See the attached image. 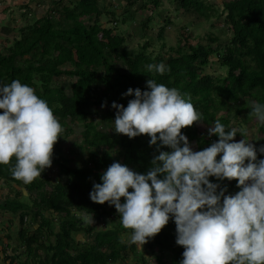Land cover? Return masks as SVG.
Instances as JSON below:
<instances>
[{
    "label": "trees",
    "instance_id": "trees-1",
    "mask_svg": "<svg viewBox=\"0 0 264 264\" xmlns=\"http://www.w3.org/2000/svg\"><path fill=\"white\" fill-rule=\"evenodd\" d=\"M101 1L106 0H78L65 6L62 1L55 3L49 14L22 27L18 38L0 53V83L10 84L19 79L33 87L48 102L63 129L53 148L51 167H57L59 172L55 183L47 174L48 168L41 177L25 185L11 175L14 159L8 165H0V180L20 188L14 191V199L0 204V209L18 216L20 224L18 254L7 258L5 264L15 260L20 264H148L144 255L153 259L152 264H179L184 248L176 243L174 220L170 219L160 233L149 238L138 253L136 244H129L122 237L131 230L122 227L115 207L90 199L94 183L102 182V173L112 163L120 161L136 172L146 173L153 157L159 154L157 146L150 145L149 136L129 138L113 130V102L126 107L134 97L123 94L129 88L147 90L151 78L176 87L203 114L201 122L181 130L194 151L219 140L218 136L208 135L214 121L228 126L231 120L242 124L254 116L250 114L253 106L248 100L264 103V0H225L222 14L231 32L226 43L222 46L218 38L210 35L208 40L217 44L215 48L201 44L194 47L188 44V38L180 39L176 48H168L165 60L160 54L154 59L147 57L148 43L135 53L128 49L127 35L116 34V28L108 29L101 23L103 13L107 12L105 6L100 7ZM135 1L126 0V15ZM140 1L142 10L157 9L162 4L161 0ZM167 1L176 5V10L201 18H211L216 12L202 0ZM126 15L121 24L134 20ZM108 16L109 23L119 24L113 14ZM86 18L93 21L85 25ZM150 22H142L141 29L147 31ZM182 42L185 44L180 45ZM160 63L165 65L163 74L147 69L149 64ZM212 63L225 70L226 75L213 77L205 73ZM62 76L75 79L69 94L63 87L52 86ZM105 103L107 106L102 107ZM67 121L84 126L77 146L82 152L76 166L60 147L63 136L70 134ZM103 122L112 124L110 131L102 128ZM199 123L204 125L202 132L197 128ZM259 128L264 134V124ZM241 134L245 137L242 131H237L236 137H243ZM253 144L257 148L264 145V137ZM161 150L171 151L167 147ZM84 153L88 156L84 157ZM257 158L264 159V155L258 152ZM210 180L226 187V195L240 191L236 180ZM25 190L30 205L21 199ZM34 192L37 196L31 197ZM82 215L94 224L109 220L111 228L96 231L93 223H84ZM81 233L83 241L77 239Z\"/></svg>",
    "mask_w": 264,
    "mask_h": 264
},
{
    "label": "clouds",
    "instance_id": "clouds-1",
    "mask_svg": "<svg viewBox=\"0 0 264 264\" xmlns=\"http://www.w3.org/2000/svg\"><path fill=\"white\" fill-rule=\"evenodd\" d=\"M147 69L163 74L165 65ZM123 95L134 98L126 107L113 102V130L129 138L149 136L159 154L146 173L112 163L102 182L94 183L90 199L115 207L122 227L131 230L129 244L143 246L174 220L176 243L184 248L179 264H264V159L257 158L264 145L257 148L243 134L235 141L236 130L216 120L208 135L219 140L194 151L181 130L201 122L203 114L179 89L151 78L147 90L129 88ZM250 114L264 124V103H255ZM62 130L33 87L19 79L0 83V165L14 159V179L28 185L51 167ZM210 177L236 180L240 191L226 195L227 188ZM10 248L17 250V242L4 247L5 258H14Z\"/></svg>",
    "mask_w": 264,
    "mask_h": 264
},
{
    "label": "rangeland",
    "instance_id": "rangeland-1",
    "mask_svg": "<svg viewBox=\"0 0 264 264\" xmlns=\"http://www.w3.org/2000/svg\"><path fill=\"white\" fill-rule=\"evenodd\" d=\"M74 1V2H72ZM63 0V5H71L75 3L78 0ZM162 4L159 8H152V10H142L140 9V6L142 2L140 0H136L134 5H131L129 7V12L126 15L125 10L128 9V2L126 0H106L100 2V7L105 6L106 13H103V16L101 17V23L105 25L106 28H116L117 31L116 34H123L126 36V46L128 49L133 50V52L140 51V48L144 46L146 43H148V48L146 50L147 57H150L151 59H154L158 54L163 55V59H166V51L168 48H176L179 44L180 39L188 38V44L191 46H196L198 44L201 45H209L212 48L216 47V43L211 44L208 40L209 36H214L219 39V43L223 46L228 38L231 36V32L229 31V26L226 25L224 22L225 14H222L223 11V3L225 0H202L205 4L210 5L213 9H215L214 16L212 15L211 18H201L197 16L196 14L192 12H187L183 10H176V5L171 4L167 0H161ZM108 13L113 14L116 17V20L119 24L115 25L114 23H109V19L111 16H108ZM132 17L134 20L127 21L123 24H121V20L124 18V16ZM54 16V15H53ZM56 19H58V16H54ZM146 19H150L151 22L149 23L147 31H143L141 29L142 22H145ZM93 21L92 19H84L83 23L85 25H89ZM6 24V21L2 25L4 27ZM19 34V30L17 31ZM19 36V35H18ZM16 36V38L18 37ZM15 40V39H14ZM13 39L11 41H14ZM11 43V42H10ZM162 44L164 47H162ZM185 43H180V45H184ZM5 49H3L1 52H4ZM186 52L189 53V50L186 47ZM67 68H70L68 66ZM65 68V69H67ZM205 73L210 74L213 77L217 76H225L226 71L219 69L218 65L213 64L206 68ZM75 81L74 78H68L65 76L60 77L59 79H56L53 81L52 86L53 87H63L65 91L69 94L70 93V85ZM249 104H252V106L255 104L252 100H248ZM100 113V111H99ZM220 115L225 112H219ZM96 121L99 120L98 117L95 118ZM260 123L255 116H251L249 118H246V121L242 124L236 125V122L234 120H231V123L229 127L234 128L236 132L242 131L245 133V138L249 140L250 143L253 144V141L256 139H260L264 137V134L260 132ZM111 123L103 122L102 128L106 131H110L111 129ZM67 127L70 129V134L68 136H63L62 142L60 144V147L62 149V152L65 153L64 155L68 156L69 159L72 161V165L76 164L75 162H78L79 160V153L82 152L81 149H79L77 146L80 144L81 140V133L84 130L83 123L81 122H70L67 121ZM197 128L200 132L204 130L203 124H198ZM235 141L243 140L244 137H235ZM84 157H87L88 155L86 153L83 154ZM120 162V161H119ZM78 165V164H76ZM74 165V166H76ZM49 178L51 179L52 183H55L56 179L59 177L58 168L55 166H52L48 168L47 172ZM63 181L62 179H60ZM20 190L19 187H17L14 184H6L3 180H0V204L4 203V201L8 199H14L15 192L14 191ZM37 192L31 194V197H36ZM21 198V197H20ZM24 198V199H23ZM23 201L29 202L30 200L27 196H24L21 198ZM5 212V213H4ZM9 217H12L10 213L3 210V208L0 209V220L8 219ZM18 218L16 217L14 219V222L17 224L19 223ZM84 223L94 224L93 220L90 218H87L85 215H82ZM114 219V218H112ZM111 223V222H110ZM109 223V220L103 222V223H95L94 228L97 231L100 230H106L108 228H111ZM117 223L116 220H114L113 224L115 225ZM92 224V225H93ZM33 228L35 229L36 226ZM13 234H11L12 236ZM17 238L18 233L16 232ZM84 235L77 234V239L83 241ZM122 237H125L128 239V235L124 234ZM14 239H12V242ZM88 241H92V238H89ZM148 243L142 245L136 244L138 253L142 252L144 247ZM1 246V245H0ZM23 251V250H22ZM145 260L148 264H152L154 261L152 258H148V255H144ZM25 259V257H23ZM130 264H135L134 262H131Z\"/></svg>",
    "mask_w": 264,
    "mask_h": 264
},
{
    "label": "crops",
    "instance_id": "crops-1",
    "mask_svg": "<svg viewBox=\"0 0 264 264\" xmlns=\"http://www.w3.org/2000/svg\"><path fill=\"white\" fill-rule=\"evenodd\" d=\"M61 1L63 0H0V52L9 46L12 39L18 38H16L19 35L18 30L31 23L34 18L39 19L49 14L54 4ZM5 21L6 24L2 27ZM15 218L12 216L0 220V264H5L7 259L3 255L4 247H12L17 242L16 232L20 224L18 223L16 228ZM17 220L19 222V219ZM8 235L11 236L9 240L6 238ZM12 239H14L13 242ZM10 251L9 256L17 254V250L10 248ZM14 264L18 262L15 260Z\"/></svg>",
    "mask_w": 264,
    "mask_h": 264
}]
</instances>
